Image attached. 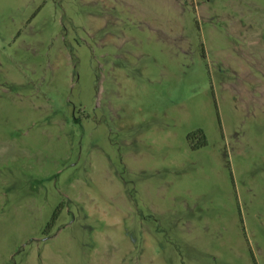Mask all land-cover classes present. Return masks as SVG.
<instances>
[{"label":"rangeland","instance_id":"obj_1","mask_svg":"<svg viewBox=\"0 0 264 264\" xmlns=\"http://www.w3.org/2000/svg\"><path fill=\"white\" fill-rule=\"evenodd\" d=\"M0 264H264V0H0Z\"/></svg>","mask_w":264,"mask_h":264},{"label":"trees","instance_id":"obj_2","mask_svg":"<svg viewBox=\"0 0 264 264\" xmlns=\"http://www.w3.org/2000/svg\"><path fill=\"white\" fill-rule=\"evenodd\" d=\"M196 136H200L202 140H201V143L198 146H193V148H198V147L206 145V143H207L206 137H205L204 132L202 130H199V131L191 133L189 135V139H192V138H194Z\"/></svg>","mask_w":264,"mask_h":264}]
</instances>
